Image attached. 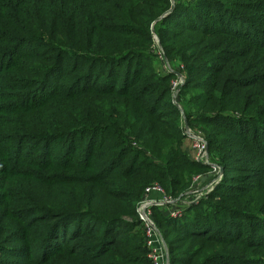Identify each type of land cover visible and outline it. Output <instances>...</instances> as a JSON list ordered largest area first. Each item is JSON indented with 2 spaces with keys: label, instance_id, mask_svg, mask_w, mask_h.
Wrapping results in <instances>:
<instances>
[{
  "label": "trees",
  "instance_id": "16d2710c",
  "mask_svg": "<svg viewBox=\"0 0 264 264\" xmlns=\"http://www.w3.org/2000/svg\"><path fill=\"white\" fill-rule=\"evenodd\" d=\"M185 121L224 180L153 209L170 264H264V0H0V264H153L146 189L212 169Z\"/></svg>",
  "mask_w": 264,
  "mask_h": 264
},
{
  "label": "built area",
  "instance_id": "2783aa9c",
  "mask_svg": "<svg viewBox=\"0 0 264 264\" xmlns=\"http://www.w3.org/2000/svg\"><path fill=\"white\" fill-rule=\"evenodd\" d=\"M182 76L183 75L178 76L179 80L173 84L176 95L179 91L178 88L183 86L186 82V80H183L184 76ZM185 133L191 134L192 132L189 130ZM195 136H193V138ZM195 138L199 140L200 151H206L207 145L203 138L200 136ZM200 180L201 178H196L195 183H198ZM212 188L215 189L214 185H211L206 192L199 193L198 195L195 194V192H191L188 195L186 194L185 197L183 196V198L179 199H174L168 196L165 189L159 184H153L146 189L145 196L138 205L137 214L139 220L144 225L148 259L153 264H170L168 246L165 243L160 230L156 226L153 209L155 207L165 208L164 213H166L171 219H181L188 208L192 205L198 204L203 198L212 193Z\"/></svg>",
  "mask_w": 264,
  "mask_h": 264
},
{
  "label": "rangeland",
  "instance_id": "374dc122",
  "mask_svg": "<svg viewBox=\"0 0 264 264\" xmlns=\"http://www.w3.org/2000/svg\"><path fill=\"white\" fill-rule=\"evenodd\" d=\"M155 38H157V36H155ZM184 80H187V77H185ZM185 132H186V129H185ZM191 132H192L191 134L186 135L187 138L183 141V147H182L183 149L182 150L188 155L189 159L193 163L196 162V163H200L201 165L204 164V165L210 166L212 168L211 171H209L208 173L198 174V175H195L193 177L191 187L186 194L188 195L191 192H195V194L198 195L199 193L208 191V188L211 185H214L215 189L219 185H221L223 180H224V170L211 160L210 155H209L208 143L206 142V140L204 138V134L201 132H193L192 130H191ZM193 136H195V137L200 136L201 138H203V140L206 142V145H207L206 151H203V152L200 151L199 140H197L195 137L193 138ZM196 178H201V180L198 183H195ZM215 189L212 188L211 189L212 192H214ZM137 208H138V206H137ZM156 226H157V223H156ZM157 228H158V226H157ZM143 229H144V225H143Z\"/></svg>",
  "mask_w": 264,
  "mask_h": 264
},
{
  "label": "water",
  "instance_id": "95a60500",
  "mask_svg": "<svg viewBox=\"0 0 264 264\" xmlns=\"http://www.w3.org/2000/svg\"><path fill=\"white\" fill-rule=\"evenodd\" d=\"M155 39H157V38H155ZM158 40V39H157ZM158 43H159V40L157 41ZM180 76V75H179ZM183 77V76H182ZM183 80H184V77H183ZM185 126H186V129H187V131H189V128H188V125H187V122L185 121Z\"/></svg>",
  "mask_w": 264,
  "mask_h": 264
},
{
  "label": "clouds",
  "instance_id": "9594fccd",
  "mask_svg": "<svg viewBox=\"0 0 264 264\" xmlns=\"http://www.w3.org/2000/svg\"><path fill=\"white\" fill-rule=\"evenodd\" d=\"M185 129H186V126H185ZM189 130H191L190 128H189ZM186 131H187V129H186ZM186 134V133H185ZM187 135V134H186Z\"/></svg>",
  "mask_w": 264,
  "mask_h": 264
}]
</instances>
